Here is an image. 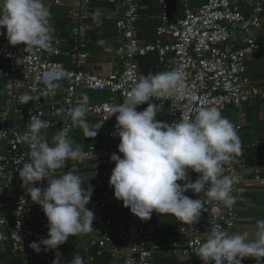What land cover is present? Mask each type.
Returning <instances> with one entry per match:
<instances>
[{
	"label": "built area",
	"instance_id": "2783aa9c",
	"mask_svg": "<svg viewBox=\"0 0 264 264\" xmlns=\"http://www.w3.org/2000/svg\"><path fill=\"white\" fill-rule=\"evenodd\" d=\"M48 1L61 3V0ZM75 1L70 52L75 64L73 69H65L57 59L61 40L55 35L50 20L52 39L47 49L28 53L23 45L0 43L2 73L6 80L4 111L0 116V144H5L4 151L0 152V192L7 177L18 174L23 162L29 159L30 145L26 137L30 135L28 123L32 115L50 122L51 138L64 127L69 128L70 133L73 124L66 110L79 105L77 92L80 89L104 91L105 98L86 105V116L101 124L102 143L81 147L82 158L96 157L93 173L100 180L97 197L87 205L95 217L92 223L95 230L89 235V243L119 254L118 264H150L152 251L147 245H152L154 239L152 216L146 221L137 218L122 201L114 198L113 188L109 185L115 167L110 156L122 154L117 151L119 138L114 135L115 116L105 119L109 116L108 109L123 102L125 91L130 90L141 76L137 58L149 51L157 53L159 67L165 65L168 57L171 59L170 66L160 72L176 69L182 73L178 94L153 98L167 105L172 118L170 123L194 118L200 107L215 106L221 111L227 105L240 108L255 96L264 98V91L247 76L244 62L247 55L259 47L257 35L264 34V0H207L196 8H190L187 0H180L182 15L175 21L168 20L166 2L161 0L155 27L157 39L153 42H141L135 36L134 24L141 0H121V12L115 22L119 42L114 50L119 67L106 75L81 65L87 53L80 50L85 35L80 17L89 0ZM236 41L240 42L239 46L234 45ZM53 69L59 77L58 82L64 83L61 89L49 90L41 80L43 72ZM25 93L38 99L21 104L19 97ZM59 94L61 98L57 100ZM142 110L144 104L138 105L137 111ZM224 174L236 178L232 190L235 196L243 180L241 165L232 160L224 165ZM198 175L188 172L192 181ZM254 179L264 183L258 170L254 172ZM40 183L33 186L38 187ZM22 185L19 177L10 224L4 215H0V247L9 244L11 251L20 255V264H41L40 252H34L29 245L41 238L47 219L41 217L32 223L33 203ZM185 195L199 198V194L191 191ZM200 196L205 200V206L199 220L194 224L184 223L181 227L185 235L180 248L184 264H202L192 252L210 228V223H220L226 230L234 232L237 221L235 205L228 208L219 202L208 203L203 193ZM117 223L123 227L118 229Z\"/></svg>",
	"mask_w": 264,
	"mask_h": 264
},
{
	"label": "clouds",
	"instance_id": "9594fccd",
	"mask_svg": "<svg viewBox=\"0 0 264 264\" xmlns=\"http://www.w3.org/2000/svg\"><path fill=\"white\" fill-rule=\"evenodd\" d=\"M50 11L44 0H0V28L11 46L23 45L25 52L47 49L52 39ZM101 43H103L101 41ZM41 80L49 90L60 87L56 71L42 73ZM182 73L172 69L139 76L134 86L125 91L122 103L111 106L109 116H115L119 138L109 185L114 198L141 220H148L155 212L171 215L186 224L199 220L207 202H219L231 208L237 198L232 194L235 177L224 174V165L242 155V144L233 123L222 116L215 106L200 107L194 118L167 123L157 120L161 106L153 98H167L179 93ZM27 93L19 97L21 104L37 100ZM147 104L142 111L137 106ZM87 97L78 106L66 110L68 119L80 128L85 137L94 138L101 124L90 125L86 119ZM50 126L38 115L29 118V159L23 162L18 175L32 203L40 206L47 219V238L32 242L36 253L54 250L52 264H63L57 251L70 236L93 231L94 212L86 205L92 190L82 188V178L73 171L53 176L64 169L69 159L83 157L80 145L74 146L69 128L64 127L52 136L51 142L40 135ZM199 174L192 181L188 172ZM46 181L45 188L34 187ZM183 182V183H178ZM199 194L192 199L185 192ZM210 228L193 248L192 254L202 264H241L251 257L260 264L264 258V219L255 222L252 230L230 232L220 223ZM70 264H84L76 254Z\"/></svg>",
	"mask_w": 264,
	"mask_h": 264
},
{
	"label": "crops",
	"instance_id": "0c3cea01",
	"mask_svg": "<svg viewBox=\"0 0 264 264\" xmlns=\"http://www.w3.org/2000/svg\"><path fill=\"white\" fill-rule=\"evenodd\" d=\"M164 1L167 5L168 20L175 21L180 18L182 15V2L180 0ZM206 1L187 0L190 8H196ZM44 3L50 11L49 20L54 27V33L61 40L60 53L57 59L65 69H73L75 64L70 58V52L72 50L71 39L74 26L73 8L76 1L61 0V3L55 4L44 0ZM160 8L161 0H141L139 2L134 32L141 42H153L157 39L155 27L158 23ZM120 12L121 0H89L85 8L82 9L80 21L85 26V35L80 50L87 53L85 61L81 64L82 66L90 67L95 73L101 75H106L119 67V60L115 56L114 50L119 42L115 22ZM262 14L264 18V12ZM256 40L259 47L247 55L244 62L247 76L260 90L264 91V34H258ZM0 43L9 44L2 28H0ZM234 45L239 46L240 42L236 41ZM137 59L141 76L166 70L171 64V59L168 57L165 65L159 67L157 53L154 51H149ZM2 68L3 65L0 60V116L4 111L6 98V80ZM59 84V89L63 88L64 83L60 82ZM106 96L104 91L80 89L77 92V102L80 104L87 97V104H91ZM60 98L61 95L59 94L57 100H60ZM151 102L161 106L156 119L170 123L172 118L167 110V105L155 100ZM146 107L147 104H144V109ZM221 114L233 123L242 144V155L233 159L241 165L243 177L242 185L235 193L237 202L234 205L237 221L234 232L252 230L257 220L264 219V183L254 179L255 170H258L259 175L264 178V98L255 96L240 108L227 105L221 110ZM86 119L90 125H97L92 117L86 116ZM101 133L102 129L99 128L94 138H88L84 136L80 128L72 125L69 138L74 141V146L80 145L82 147L83 144L99 145L102 143ZM41 136L51 142V129H44ZM4 148L5 144L1 143L0 152H3ZM95 166V156L76 160L69 159L64 169L57 170L53 173V176L59 178L68 171H73L74 174L79 175L82 178V188L86 192L92 190L89 205L97 197L100 183V180L93 173ZM18 180V174L9 175L5 180L4 189L0 192V215H4L9 224L17 195L16 183ZM178 183L183 182L178 181ZM46 186V181L43 180L38 185L41 188ZM33 209L32 223L41 217H45L40 206L33 203ZM152 218L155 222L154 239L152 245H147V248H151L152 251L150 264H184L185 258L180 253V248L183 247L185 241V235L181 231L184 222L174 216L159 215L155 212L152 214ZM117 227L121 229L123 225L117 223ZM92 229L95 230L93 226ZM47 232L46 225L41 238H47ZM91 233L92 231L70 236L68 241L58 247L57 251L61 254L63 264H70L76 254L84 259V264H118L119 254H113L107 249H101L89 243ZM174 242L176 245L173 244ZM54 258V250L45 251L42 248L40 251L41 264H52ZM20 263V255L12 252L9 244L0 247V264ZM241 264H256V260L246 257L242 259ZM260 264H264V258H261Z\"/></svg>",
	"mask_w": 264,
	"mask_h": 264
}]
</instances>
